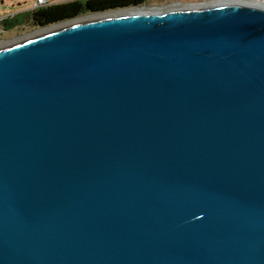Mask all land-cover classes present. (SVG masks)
I'll return each mask as SVG.
<instances>
[{
    "label": "water",
    "instance_id": "obj_1",
    "mask_svg": "<svg viewBox=\"0 0 264 264\" xmlns=\"http://www.w3.org/2000/svg\"><path fill=\"white\" fill-rule=\"evenodd\" d=\"M132 8L0 48V264H264V5Z\"/></svg>",
    "mask_w": 264,
    "mask_h": 264
},
{
    "label": "rangeland",
    "instance_id": "obj_2",
    "mask_svg": "<svg viewBox=\"0 0 264 264\" xmlns=\"http://www.w3.org/2000/svg\"><path fill=\"white\" fill-rule=\"evenodd\" d=\"M53 2H62V1H66V0H51ZM233 1H240V3H249L252 1H248V0H233ZM263 0H257L253 1L259 4L256 5H263L260 2ZM37 2V0H0V17L4 18V17H14L15 20H18L20 22V24L17 27H13L7 30H4L1 34H0V48L3 46H6L8 44H12V43H17L19 41H22L24 39H30L32 37H35L37 35L43 34V32L46 33L53 30L56 26L58 27V25H61L62 23H67L68 24H72L75 22H80L81 20H89L92 18H95L98 16H107V15H112V14H116V13H121L123 12H116L119 11L118 10H109L107 12H111L109 14H106L107 12H103V13H89V14H84L81 15L77 18L74 19H70L68 21L62 22V23H55L46 27L43 26H35L33 24H31L30 20H29V16L30 13L29 11H31L30 9L34 6V3ZM230 3L229 0H146L145 5H147L146 7H153L156 11H166V10H174V9H178V8H194V7H204L207 5H217V4H221V3ZM132 8V7H131ZM129 11H131L132 9L127 8ZM127 10V11H128ZM115 11V12H114ZM55 25V26H54ZM54 26V27H53ZM56 27V28H57ZM61 26H59L58 28H60ZM51 28V29H50ZM53 28V29H52ZM57 28V29H58ZM43 31V32H42Z\"/></svg>",
    "mask_w": 264,
    "mask_h": 264
},
{
    "label": "trees",
    "instance_id": "obj_3",
    "mask_svg": "<svg viewBox=\"0 0 264 264\" xmlns=\"http://www.w3.org/2000/svg\"><path fill=\"white\" fill-rule=\"evenodd\" d=\"M145 0H66L53 2L47 6L29 11L30 22L35 26H49L84 14L105 12L110 9L143 5ZM4 30L17 27L20 22L7 17L2 22Z\"/></svg>",
    "mask_w": 264,
    "mask_h": 264
},
{
    "label": "bare ground",
    "instance_id": "obj_4",
    "mask_svg": "<svg viewBox=\"0 0 264 264\" xmlns=\"http://www.w3.org/2000/svg\"><path fill=\"white\" fill-rule=\"evenodd\" d=\"M248 1H252V3H251V2H249V3H244V2H243L242 4H251V5L259 4V3H256L257 0H248ZM253 1H256V2H253ZM229 2H230V3H227V2H224V3H227V4H231V2H233V3H240V1H233V0H229ZM254 3H256V4H254ZM260 3L264 5V1H261ZM217 5H218V4H217ZM207 6H208V5H207ZM256 6H257V5H256ZM204 7H206V6H204ZM200 8H201V7H200ZM130 9H132V10L129 11V10L126 8V9H124V10L122 9L123 12H121V13H116V14L107 15V16H98V17L103 18V17H109V16H113V15H114V16H118V15H123V14H127V13H128V14H131V13H134V12H137V11H141V10H142V11H147V9H142V8H140V9H139V8H130ZM122 10H119V11H116V10H115V11H116V12H120V11H122ZM127 10H128V11H127ZM115 11H114V12H115ZM112 12H113V11H111V12H107V13H105V15H106V14H109V13H112ZM95 18H97V17H95ZM92 19H93V18H92ZM89 20H91V19H89ZM82 21H85V20H81L80 22H82ZM86 21H88V20H86ZM75 23H78V22H75ZM70 24H71V23H70ZM72 24H74V23H72ZM72 24H71V25H72ZM68 25H69V24H68ZM54 26H55V25H54ZM54 26H53V27H54ZM59 26H61L60 28L65 27V26H67V23H66V25H65V23H62L61 25H58V27H59ZM56 27H57V26H56ZM56 27H55L54 29H53V28H52V29L55 30V29L58 28V27H57V28H56ZM60 28H58V29H60ZM50 29H51V28H50ZM53 30H51V31H53ZM42 32H43V31H42ZM44 33H45V32H43V34H44ZM46 33H47V31H46ZM3 47H4V46H3ZM1 48H2V47H1Z\"/></svg>",
    "mask_w": 264,
    "mask_h": 264
},
{
    "label": "built area",
    "instance_id": "obj_5",
    "mask_svg": "<svg viewBox=\"0 0 264 264\" xmlns=\"http://www.w3.org/2000/svg\"><path fill=\"white\" fill-rule=\"evenodd\" d=\"M52 3H53V1H51V0H37V2L34 3V6L31 8V10L38 9L41 6L44 7V6H47V5L52 4ZM5 18H7V17H4V18L0 17V34L4 31L3 30L4 26H3L2 22H3V19H5Z\"/></svg>",
    "mask_w": 264,
    "mask_h": 264
},
{
    "label": "flooded vegetation",
    "instance_id": "obj_6",
    "mask_svg": "<svg viewBox=\"0 0 264 264\" xmlns=\"http://www.w3.org/2000/svg\"><path fill=\"white\" fill-rule=\"evenodd\" d=\"M145 2H146V0H145ZM145 2H144V4L142 5V6H147V5H145ZM32 24V23H31Z\"/></svg>",
    "mask_w": 264,
    "mask_h": 264
},
{
    "label": "crops",
    "instance_id": "obj_7",
    "mask_svg": "<svg viewBox=\"0 0 264 264\" xmlns=\"http://www.w3.org/2000/svg\"><path fill=\"white\" fill-rule=\"evenodd\" d=\"M31 10V9H30Z\"/></svg>",
    "mask_w": 264,
    "mask_h": 264
}]
</instances>
